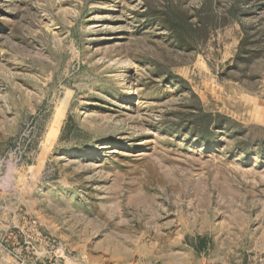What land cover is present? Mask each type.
Instances as JSON below:
<instances>
[{
  "label": "rangeland",
  "instance_id": "rangeland-1",
  "mask_svg": "<svg viewBox=\"0 0 264 264\" xmlns=\"http://www.w3.org/2000/svg\"><path fill=\"white\" fill-rule=\"evenodd\" d=\"M45 238L88 264H264V0H0V264Z\"/></svg>",
  "mask_w": 264,
  "mask_h": 264
},
{
  "label": "trees",
  "instance_id": "trees-1",
  "mask_svg": "<svg viewBox=\"0 0 264 264\" xmlns=\"http://www.w3.org/2000/svg\"><path fill=\"white\" fill-rule=\"evenodd\" d=\"M237 9L234 4H230L226 9L225 13L215 14L212 16L213 20H225V17L236 18ZM223 22V21H222ZM204 24V23H203ZM167 30L175 36L179 41H186L190 34L195 30L186 21V18L182 15H173V17L168 21Z\"/></svg>",
  "mask_w": 264,
  "mask_h": 264
},
{
  "label": "built area",
  "instance_id": "built-area-1",
  "mask_svg": "<svg viewBox=\"0 0 264 264\" xmlns=\"http://www.w3.org/2000/svg\"><path fill=\"white\" fill-rule=\"evenodd\" d=\"M44 244L47 246V250L39 264H88L72 257L55 238H45Z\"/></svg>",
  "mask_w": 264,
  "mask_h": 264
}]
</instances>
